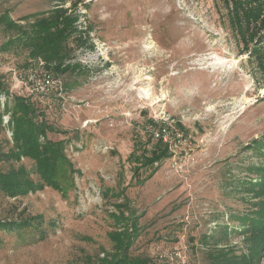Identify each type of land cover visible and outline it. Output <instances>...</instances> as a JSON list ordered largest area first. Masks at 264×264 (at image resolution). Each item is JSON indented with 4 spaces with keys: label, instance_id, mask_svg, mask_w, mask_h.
I'll use <instances>...</instances> for the list:
<instances>
[{
    "label": "rangeland",
    "instance_id": "1",
    "mask_svg": "<svg viewBox=\"0 0 264 264\" xmlns=\"http://www.w3.org/2000/svg\"><path fill=\"white\" fill-rule=\"evenodd\" d=\"M247 2L0 0V17L20 23L64 3L79 15L75 36L85 40L71 41L69 71L47 67L64 83V96L52 94L40 107L55 129L49 137L66 141L73 169L58 176L61 191L0 192L1 221L40 217L0 229V264H91L112 254L110 232L124 227L114 215L119 206L138 222L132 255L213 264L216 241L247 250L242 217L258 207L252 188L264 164V7L254 18L252 8L259 9ZM13 34L0 23V74L11 94H21L13 71L28 51L1 48ZM6 104L12 95L4 105L0 97L4 150L13 143ZM161 125L171 128L172 155L135 174L128 157L151 149L152 129ZM12 164L34 169L28 158L0 161V169Z\"/></svg>",
    "mask_w": 264,
    "mask_h": 264
},
{
    "label": "trees",
    "instance_id": "2",
    "mask_svg": "<svg viewBox=\"0 0 264 264\" xmlns=\"http://www.w3.org/2000/svg\"><path fill=\"white\" fill-rule=\"evenodd\" d=\"M247 3L257 5L258 11H255V7L251 10L253 17L256 18L257 12L262 11L264 7V0H248ZM30 17L34 18L30 19ZM25 19H27L26 22L20 23L21 20L13 19L8 14L0 17V23L14 32L1 48L6 51L10 46L25 47L29 58L22 66L42 59L46 67L56 72H66L73 68L74 65L69 62L74 50L71 41L76 39L78 45L85 44L82 35L75 36L78 33L79 15L73 13V10L66 7L64 3H60L47 12L31 14ZM252 20L253 18H247L246 24ZM236 21L243 37H246L243 20L239 17ZM254 36L255 32L252 39ZM1 93L12 95L13 99L11 106L7 104L5 106V110L11 112L13 143L8 150L2 149L0 144V161L14 163L20 162L22 158H28L34 161V169L29 170L24 164L17 166L12 164L13 166L8 170L0 169V192L9 197H18L42 190L46 186L61 191L62 186L58 176L66 167L73 169L72 162L66 153V141L53 140L49 137V132L55 129L44 120L43 111L40 108L42 103L31 101L20 94H11L2 74H0ZM2 123L0 108V126ZM150 139L153 140L151 149H145L141 153L134 150L128 157L135 174L143 167L153 166L172 155L168 143L162 139H154L152 134ZM256 169L262 171L261 177L253 183L252 188L254 194L259 197L258 207L242 217L245 225L242 231L245 233L247 250L238 254L234 248H229L228 244L216 241L209 252L213 264H261L262 262L264 257V164ZM32 173L37 174L39 178L34 179ZM147 178L148 176L138 178L136 182L143 183ZM119 207V212L114 215L124 227L110 232L115 251L98 257L91 264H166L149 255L129 253L138 236V222L132 213L126 214L122 206ZM38 218L40 217L22 218L21 221L0 220V229L11 231L26 228L31 225L32 219Z\"/></svg>",
    "mask_w": 264,
    "mask_h": 264
},
{
    "label": "built area",
    "instance_id": "3",
    "mask_svg": "<svg viewBox=\"0 0 264 264\" xmlns=\"http://www.w3.org/2000/svg\"><path fill=\"white\" fill-rule=\"evenodd\" d=\"M14 78L20 95L25 96L31 101L46 102L52 94L64 96V83L52 71L48 70L45 61L39 59L29 65L15 68L13 71ZM2 103L8 101V95L0 94ZM4 122L10 120L9 114L3 115ZM154 139H162L166 143H171L172 131L167 125H161L152 129ZM180 135V133H178ZM161 258L167 257L166 254H160Z\"/></svg>",
    "mask_w": 264,
    "mask_h": 264
}]
</instances>
